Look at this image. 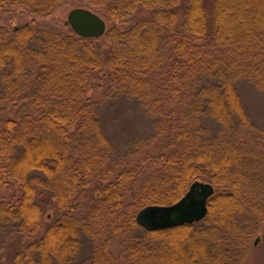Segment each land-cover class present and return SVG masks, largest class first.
Here are the masks:
<instances>
[{"label": "trees", "instance_id": "obj_1", "mask_svg": "<svg viewBox=\"0 0 264 264\" xmlns=\"http://www.w3.org/2000/svg\"><path fill=\"white\" fill-rule=\"evenodd\" d=\"M62 3L102 15L105 33L35 18L0 27V186L18 191L0 194V229L26 239L14 264H73L83 235L87 264H244L242 224L264 220V153L232 139L255 129L234 81L264 83V0H211L209 13L205 0H0V10L44 18ZM115 96L148 118L122 154L98 118ZM196 179L216 188L203 220L137 224L139 209L175 202ZM50 198L57 218L39 234Z\"/></svg>", "mask_w": 264, "mask_h": 264}, {"label": "rangeland", "instance_id": "obj_2", "mask_svg": "<svg viewBox=\"0 0 264 264\" xmlns=\"http://www.w3.org/2000/svg\"><path fill=\"white\" fill-rule=\"evenodd\" d=\"M73 7L76 6L62 3L54 8L51 15L44 18L30 15L22 9H12L11 11L8 10L6 12L5 10H3V12L0 10V27L5 26L6 28L11 29L13 26L20 25L33 18L55 29H60V27L63 26L69 27V25L65 23V20L68 11ZM205 7L209 13L212 7L211 0H205ZM210 20L211 17L208 16V22H210ZM105 21L106 27H108L110 23L106 19ZM234 85L238 90L241 102L255 129L250 130L249 132L247 131L249 129L243 127L240 132H237L236 138L232 139L238 142L243 148L257 150V152L260 151L264 153V83L262 85H255L247 79L239 78L234 81ZM98 105V118L101 121L106 135L110 138L118 153L122 154L125 152L127 143L132 137L147 132L148 118L137 101L115 96L100 100ZM209 124V129L213 131L215 127L211 123ZM16 193H18L16 185L5 187L0 186L1 195H17ZM249 198L253 197L250 196ZM251 203L254 204L256 201L253 200ZM46 207L47 208L44 210L42 216L39 234L45 230L46 226L57 218L58 210L54 205V198H50V202ZM248 207L249 206H246L245 209L249 210ZM82 211V206L74 209L76 214ZM62 212L68 213V208L61 209L60 213ZM240 215L243 217H250L247 212H242ZM238 219L242 224L243 220L240 217H238ZM242 225L248 230L252 229L250 231L251 238L244 264H264V220L257 225L256 219L250 217L245 220ZM13 231L14 230L10 225L0 229V264H14V253L17 250H22L23 245L26 242L25 238L20 235L18 236ZM257 238L258 241L254 244V241ZM116 243L111 245V249L112 253L115 256H118L121 254L123 245ZM91 255L92 242L88 237L83 235L81 237L80 249L73 258V264H87ZM22 264L31 263L26 261Z\"/></svg>", "mask_w": 264, "mask_h": 264}, {"label": "water", "instance_id": "obj_3", "mask_svg": "<svg viewBox=\"0 0 264 264\" xmlns=\"http://www.w3.org/2000/svg\"><path fill=\"white\" fill-rule=\"evenodd\" d=\"M65 23L82 37H99L106 31V21L97 12L82 6L71 8ZM214 185L205 180H193L184 194L169 204H149L136 213L135 220L147 231L164 230L203 220L208 213V201ZM258 238L255 239L256 244Z\"/></svg>", "mask_w": 264, "mask_h": 264}, {"label": "bare ground", "instance_id": "obj_4", "mask_svg": "<svg viewBox=\"0 0 264 264\" xmlns=\"http://www.w3.org/2000/svg\"><path fill=\"white\" fill-rule=\"evenodd\" d=\"M207 216V215H206Z\"/></svg>", "mask_w": 264, "mask_h": 264}]
</instances>
